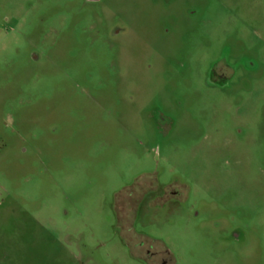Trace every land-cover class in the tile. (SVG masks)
Listing matches in <instances>:
<instances>
[{"label":"rangeland","instance_id":"rangeland-1","mask_svg":"<svg viewBox=\"0 0 264 264\" xmlns=\"http://www.w3.org/2000/svg\"><path fill=\"white\" fill-rule=\"evenodd\" d=\"M0 264H264V0H0Z\"/></svg>","mask_w":264,"mask_h":264}]
</instances>
